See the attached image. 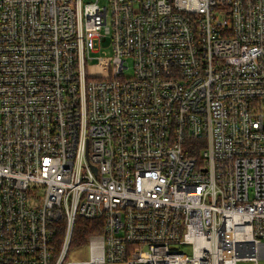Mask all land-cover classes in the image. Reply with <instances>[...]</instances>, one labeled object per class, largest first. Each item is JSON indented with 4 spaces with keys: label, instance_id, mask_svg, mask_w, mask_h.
Instances as JSON below:
<instances>
[{
    "label": "built area",
    "instance_id": "built-area-1",
    "mask_svg": "<svg viewBox=\"0 0 264 264\" xmlns=\"http://www.w3.org/2000/svg\"><path fill=\"white\" fill-rule=\"evenodd\" d=\"M0 264H264V0H0Z\"/></svg>",
    "mask_w": 264,
    "mask_h": 264
},
{
    "label": "rangeland",
    "instance_id": "rangeland-1",
    "mask_svg": "<svg viewBox=\"0 0 264 264\" xmlns=\"http://www.w3.org/2000/svg\"><path fill=\"white\" fill-rule=\"evenodd\" d=\"M97 46L96 54H86V75L89 78H107L108 76V61L112 57V51L109 41ZM127 73V72H126ZM89 257L88 247L84 246L80 249L71 248L67 257L69 262H84Z\"/></svg>",
    "mask_w": 264,
    "mask_h": 264
},
{
    "label": "trees",
    "instance_id": "trees-1",
    "mask_svg": "<svg viewBox=\"0 0 264 264\" xmlns=\"http://www.w3.org/2000/svg\"><path fill=\"white\" fill-rule=\"evenodd\" d=\"M101 220L77 218L71 248L84 246L88 237L101 233Z\"/></svg>",
    "mask_w": 264,
    "mask_h": 264
}]
</instances>
